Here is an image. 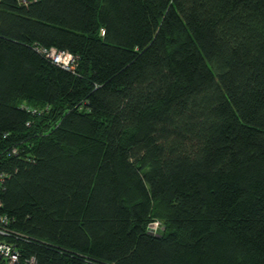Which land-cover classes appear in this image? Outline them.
<instances>
[{"label": "trees", "instance_id": "obj_1", "mask_svg": "<svg viewBox=\"0 0 264 264\" xmlns=\"http://www.w3.org/2000/svg\"><path fill=\"white\" fill-rule=\"evenodd\" d=\"M25 3L0 0L18 264H264V0Z\"/></svg>", "mask_w": 264, "mask_h": 264}, {"label": "built area", "instance_id": "obj_2", "mask_svg": "<svg viewBox=\"0 0 264 264\" xmlns=\"http://www.w3.org/2000/svg\"><path fill=\"white\" fill-rule=\"evenodd\" d=\"M18 2L26 4L25 2H27V0H18ZM37 51L53 63L57 64L59 67H63L67 70H72L74 68L76 58L67 51H58L53 47L50 49L38 47ZM17 153V148L13 147L10 153H7V156H10V154L16 155ZM2 163V159L0 158V190L6 179H8V174L1 167ZM8 223V217L5 214H0V264H18L22 256L18 247L15 246L14 240L21 239L24 236L14 229L11 230ZM148 229H150L152 233L156 234L157 231L161 229V225L158 221H156L149 225ZM24 264H36V261L34 257H29L24 260Z\"/></svg>", "mask_w": 264, "mask_h": 264}, {"label": "water", "instance_id": "obj_3", "mask_svg": "<svg viewBox=\"0 0 264 264\" xmlns=\"http://www.w3.org/2000/svg\"><path fill=\"white\" fill-rule=\"evenodd\" d=\"M148 231H149V232H151V230H150V229H148Z\"/></svg>", "mask_w": 264, "mask_h": 264}]
</instances>
